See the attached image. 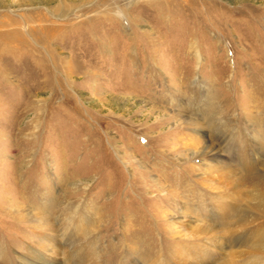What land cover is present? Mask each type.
I'll return each instance as SVG.
<instances>
[{"label": "rangeland", "instance_id": "obj_1", "mask_svg": "<svg viewBox=\"0 0 264 264\" xmlns=\"http://www.w3.org/2000/svg\"><path fill=\"white\" fill-rule=\"evenodd\" d=\"M263 135L264 0H0V264L44 244L27 216L44 200L85 218L56 264L82 245L84 264H174L200 244L219 264L241 231L209 245L194 216L243 206L194 151L239 165Z\"/></svg>", "mask_w": 264, "mask_h": 264}, {"label": "bare ground", "instance_id": "obj_2", "mask_svg": "<svg viewBox=\"0 0 264 264\" xmlns=\"http://www.w3.org/2000/svg\"><path fill=\"white\" fill-rule=\"evenodd\" d=\"M260 139L262 140V142L258 143L259 152L258 153L256 152V155L251 157V159L248 156H243L242 159L240 160L239 165H232L231 163L226 162L223 159L224 158L223 155L219 152L218 147L216 146L215 148H213L211 144L209 145L210 150L208 151L206 150L208 149V145L205 146L203 150L194 151V153H198L200 157L199 168L200 170H202L203 180L204 181H207L209 179L215 180L217 176L225 177L227 179L226 183L220 180H218L219 182L216 183L217 184L219 183L220 186H222L223 183L224 186H227V184L231 185L237 191V194H240L239 199L241 201H239V203H241L243 206V208L240 211V214L234 217L232 215V211L234 209V206L237 204V202L227 201L224 204V202L220 203L223 200L222 198H224V196L221 198V201H218L217 197H213L216 199L217 202L216 206L218 205L217 209H214L215 211L213 210L212 213H210L209 211V213H202L201 216L198 217L194 216L195 220L193 223L195 222L196 223L195 226H192V229L197 230V232H199L201 236L203 235L206 240L205 242L208 243L209 245H215L219 243L217 237L213 239L207 236L210 233L209 231L218 228L220 229V232L221 230L224 229L223 231H226V233L228 234L236 231L237 229L241 231L239 232L240 235L238 237L235 236L237 237L236 245L245 246L247 250L241 249L239 251L231 252L230 257L228 259H224L223 261L219 262V264H244L241 261L244 259L246 261H250L252 260L249 259L251 257L254 258L252 261L256 263L257 262L256 256L257 258H259V262L257 263L264 264V159L262 158L263 152H262V156L260 154V150L264 151V135L261 136V138L259 139L257 138V140ZM209 151H214V153L209 155L208 154ZM211 162L214 163L211 164ZM258 165H261L262 169L258 168ZM230 190L232 189L230 188ZM46 202L47 201L44 200V203H42V205L44 206L41 205L40 210L39 211L37 210L35 214L34 213L32 214L31 210L30 212L27 213L29 220L34 223L32 225L33 227L36 228L35 232L41 235L44 244L41 245L39 249H35V247L30 248L28 246L29 247L27 249L28 255L21 256L20 257L21 260L19 264H56L50 253H52L53 250L56 248L57 249L62 248L63 245L61 244L62 242H64L65 238L66 241L69 240L68 239L70 234L68 230L69 226H75V228L76 227L80 228V224H82L85 221V218L82 215H79L78 213V206L74 209L73 212H71L69 217L67 215L68 212L70 211V208L66 209V207L64 206L62 207L63 210H61L63 212L55 216L54 213L50 211V207H54L56 204L52 203L48 208L45 207L48 206L46 205L47 204ZM183 206H184L183 213L187 215H192V213L189 212L190 208L188 207V205L184 204ZM218 209L220 213L217 212ZM205 210L206 212H208L207 208ZM16 214H14V216L20 219L19 221L23 222V220L26 219V217H23V215L18 213ZM217 214L220 215L221 217L217 216ZM166 216H168V214H166ZM55 217L61 223V226L59 228L55 227V223L53 221ZM210 217L212 222L209 223L207 222V219L208 218L210 219ZM75 218H77V220H75ZM233 218H235V220H233ZM224 223H226L227 225L225 228L222 229L220 225ZM207 232L209 233L207 234ZM199 234L197 236H199ZM211 236L213 237L214 235H210V237ZM229 239L230 238H225L227 242ZM212 241L214 243H211ZM203 245L205 246V244ZM203 245L201 244L200 246L190 245L192 247H188L185 249L183 248L182 251L178 252V254L180 253V255L177 262L174 264H191V263L206 264L208 263L207 260H212L211 262L215 263L216 262L215 260L219 259L220 257H218L217 255L213 257L214 254H208L210 250V248H208L209 246H205L204 248H201V246ZM75 246H76L75 244L72 245L73 248ZM224 248L226 247H222V246L219 247L220 251L217 253L221 255L223 253ZM82 249H83V245L82 247H79L78 249L74 250L75 253L74 252L71 253L70 260L72 263L69 264H84L83 256L88 253H85L84 251H82ZM248 254L251 255L249 256ZM236 255L240 256L242 260H239V262L233 260V256ZM189 258L190 259L192 258V261L188 263L187 260ZM204 259L206 262L202 263ZM7 260L9 261V259H5V262H7ZM180 260L183 262H180Z\"/></svg>", "mask_w": 264, "mask_h": 264}]
</instances>
